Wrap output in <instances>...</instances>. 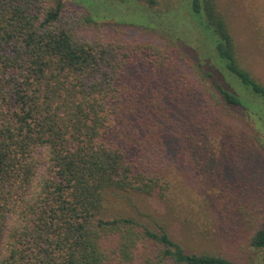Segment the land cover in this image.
Returning a JSON list of instances; mask_svg holds the SVG:
<instances>
[{
  "label": "trees",
  "instance_id": "obj_1",
  "mask_svg": "<svg viewBox=\"0 0 264 264\" xmlns=\"http://www.w3.org/2000/svg\"><path fill=\"white\" fill-rule=\"evenodd\" d=\"M192 13L204 20L222 70L264 101L218 2L192 0ZM115 29L68 0H0V264H237L193 252L150 214L111 208L114 190L164 198L173 189L167 171L150 169L134 150L145 156L162 137L161 100L145 115L135 88H153L154 74L161 81L164 65L153 70L147 55L166 58L165 50L133 47ZM182 50L204 101L231 116L249 110ZM122 113H139L145 138H132ZM252 140L264 151L259 133ZM250 246L264 250V225Z\"/></svg>",
  "mask_w": 264,
  "mask_h": 264
},
{
  "label": "rangeland",
  "instance_id": "obj_2",
  "mask_svg": "<svg viewBox=\"0 0 264 264\" xmlns=\"http://www.w3.org/2000/svg\"><path fill=\"white\" fill-rule=\"evenodd\" d=\"M68 1L98 23L116 27L118 37L133 47L154 43L165 50L166 58L147 55L153 70L164 65L161 81L154 74L153 88H135L142 92L137 108L145 115L161 100L162 137L144 149L145 156L134 150L150 169H165L173 189L164 198L114 190L111 208L152 215L193 252H212L237 264H264V250L250 246L264 225V151L252 140L253 133L264 138V101L222 70L204 20L193 16L192 0H158L155 6L142 0ZM216 1L234 34L240 64L264 84V0ZM182 49L200 58L219 83L245 99L249 110L231 116L204 101L188 57H180ZM151 68L146 70L153 74ZM140 73L145 79L143 68ZM122 115L132 138H145L139 113ZM119 132L115 136L123 140Z\"/></svg>",
  "mask_w": 264,
  "mask_h": 264
}]
</instances>
